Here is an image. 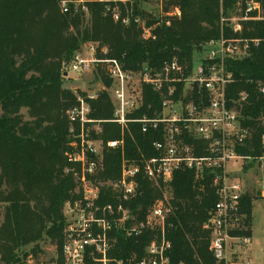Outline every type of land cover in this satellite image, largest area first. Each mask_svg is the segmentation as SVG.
Wrapping results in <instances>:
<instances>
[{
	"label": "trees",
	"instance_id": "obj_1",
	"mask_svg": "<svg viewBox=\"0 0 264 264\" xmlns=\"http://www.w3.org/2000/svg\"><path fill=\"white\" fill-rule=\"evenodd\" d=\"M62 0H0V264H26L27 256L41 252L39 243L48 239L59 252L62 243L63 205L77 195L78 183L72 172H66L64 157L69 142L66 111L75 104L72 90L63 88V66L86 43L107 49V56L120 60L125 69L137 71L143 65L159 69L165 61L176 57L191 65L204 45L221 35L236 36L221 18L244 13L248 0H161L162 21L150 19L140 9L143 0H131L132 14L145 18L154 37L141 38L135 24L114 22L106 4L84 0L86 12L70 6L61 12ZM260 3L264 16V0ZM122 14L125 10L122 9ZM168 23V24H167ZM240 36L258 39L250 43L247 54L226 62L232 74L225 89L226 99L240 112V122L251 136L236 151L241 155L260 157L264 154V20L242 23ZM98 73L105 80L103 72ZM79 92V91H78ZM141 107L132 116L140 118L160 111L162 95L144 86ZM241 94H245L241 100ZM95 119L107 120L112 106L106 92L90 101ZM25 112V114H23ZM101 138L118 139L120 127L102 122ZM124 157L137 159L143 154L155 156L152 142L161 139L154 131L143 134L139 123L129 124L123 132ZM196 155L204 153L202 141ZM119 149L103 150L101 181L114 180L121 172ZM212 173L196 178L193 170L174 173L169 183L172 211L167 218L166 237L171 242L170 262L217 264L208 250L209 232L203 228L209 211L217 201ZM139 196L129 206L138 219L147 207L163 195L143 176L137 177ZM101 201L115 202V192L102 187ZM252 199L245 194L240 211L248 223ZM118 243L112 255L140 258L153 233L145 230L135 237L117 233ZM238 234L251 236L248 229ZM33 245L29 252L25 248Z\"/></svg>",
	"mask_w": 264,
	"mask_h": 264
},
{
	"label": "built area",
	"instance_id": "obj_2",
	"mask_svg": "<svg viewBox=\"0 0 264 264\" xmlns=\"http://www.w3.org/2000/svg\"><path fill=\"white\" fill-rule=\"evenodd\" d=\"M98 1L106 4V11L114 22L125 26L135 24L144 40L154 37L153 28L160 22L149 25L145 18L133 16L128 8L132 7L131 0ZM60 6L63 13H67L70 6L86 12L84 0H62ZM248 20H264L261 5L256 0H248L243 15L238 18H221L236 36L221 35L208 41L191 65L174 57L157 70L143 65L132 71L125 69L117 58L107 56L106 48L100 49L101 56L98 57L95 43L79 47L66 70L82 74L94 68L101 88L87 94L73 91L75 104L66 111L69 142L64 157L68 164L66 172H72L77 180V196L63 205L64 227L59 252L55 245L51 255L39 264H189L186 261L170 262L171 242L166 237L167 218L172 211L168 186L174 173L183 170H193L196 178H202L205 173L214 175L217 201L203 228L209 232L208 250L215 262L251 264L244 255L251 236L238 234L248 230L246 214L240 211V200L246 189L232 173L244 159L263 162L264 154L253 158L236 151L250 138L251 132L241 125L235 101L230 103L225 96L226 86L232 79L226 62L244 57L250 43H258V39L240 36L242 23ZM97 68L102 70L109 85L104 83ZM144 86H150L162 95L160 111L136 118L132 114L142 105ZM100 92L108 94L112 106V116L107 120L90 116V101ZM245 97L241 94V100ZM102 122L117 124L121 130L120 138L104 142L100 137ZM131 123H139L143 134L154 131L160 135L161 139L151 144L157 152L155 156L124 157L123 132ZM193 141H202L203 154L196 155L197 145ZM104 148L121 152V172L117 179H97L103 170ZM140 175L164 188L163 195L153 200L142 219L125 205L139 196L137 177ZM102 187L115 192V202H100ZM257 194L264 197V179ZM119 230L126 237L138 236L145 230L153 233L142 257L112 255Z\"/></svg>",
	"mask_w": 264,
	"mask_h": 264
},
{
	"label": "rangeland",
	"instance_id": "obj_3",
	"mask_svg": "<svg viewBox=\"0 0 264 264\" xmlns=\"http://www.w3.org/2000/svg\"><path fill=\"white\" fill-rule=\"evenodd\" d=\"M160 0H143L140 3L139 9L145 14L150 16V19L162 21ZM224 18H238V16L230 13ZM70 61L64 64L63 69L68 72L67 75L62 76L63 88L70 89L72 91L77 90L81 93H89L92 90H98L101 88L99 82V76L94 68L82 74L67 71ZM64 71V72H65ZM25 114V112H23ZM26 116V114H25ZM264 161L259 159H244L234 169L232 176L238 178L246 189V194H250L252 199V213L249 217L248 223L245 226L251 231V243L244 248V255L251 262V264H264V197L257 194V188L264 179ZM41 252L35 256L30 253L27 256L26 264H39L43 259L51 255L54 243L48 239H44L39 243ZM33 245H29L25 248V251L30 250ZM251 251L250 255L247 251Z\"/></svg>",
	"mask_w": 264,
	"mask_h": 264
},
{
	"label": "water",
	"instance_id": "obj_4",
	"mask_svg": "<svg viewBox=\"0 0 264 264\" xmlns=\"http://www.w3.org/2000/svg\"><path fill=\"white\" fill-rule=\"evenodd\" d=\"M64 75H67V72L66 71L64 72Z\"/></svg>",
	"mask_w": 264,
	"mask_h": 264
}]
</instances>
